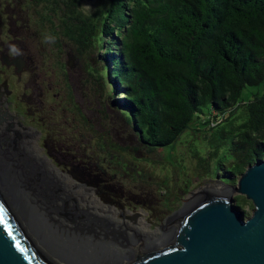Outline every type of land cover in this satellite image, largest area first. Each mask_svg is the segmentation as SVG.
<instances>
[{
	"label": "rangeland",
	"instance_id": "obj_1",
	"mask_svg": "<svg viewBox=\"0 0 264 264\" xmlns=\"http://www.w3.org/2000/svg\"><path fill=\"white\" fill-rule=\"evenodd\" d=\"M73 1V10L85 12L104 4ZM59 4L61 10L52 12L47 1L0 0V139L4 130L16 140L12 149L22 168L34 158L43 171L40 176L27 169L31 182L21 178L32 208L108 243L156 250L173 240L179 214L195 192L212 185L232 191L222 183H234L218 178L213 163H207V173L198 166L194 151L203 157L210 148L202 140L209 131H198L197 124L171 146L151 148L139 140L90 70L98 66L96 51L78 50L65 33L62 19L70 9ZM25 139L40 148L39 156L34 147L22 156ZM50 168L87 190L90 201L83 191L58 183ZM231 196L250 215L249 200Z\"/></svg>",
	"mask_w": 264,
	"mask_h": 264
},
{
	"label": "trees",
	"instance_id": "obj_2",
	"mask_svg": "<svg viewBox=\"0 0 264 264\" xmlns=\"http://www.w3.org/2000/svg\"><path fill=\"white\" fill-rule=\"evenodd\" d=\"M38 1L70 9L65 33L96 51L90 70L143 144L171 146L197 124L210 148L194 151L198 166L232 183L264 159V0Z\"/></svg>",
	"mask_w": 264,
	"mask_h": 264
},
{
	"label": "water",
	"instance_id": "obj_3",
	"mask_svg": "<svg viewBox=\"0 0 264 264\" xmlns=\"http://www.w3.org/2000/svg\"><path fill=\"white\" fill-rule=\"evenodd\" d=\"M222 184L232 191L212 185L195 192L173 240L149 252L108 243L0 189V264H264V159L234 185ZM232 192L251 201L250 215Z\"/></svg>",
	"mask_w": 264,
	"mask_h": 264
},
{
	"label": "bare ground",
	"instance_id": "obj_4",
	"mask_svg": "<svg viewBox=\"0 0 264 264\" xmlns=\"http://www.w3.org/2000/svg\"><path fill=\"white\" fill-rule=\"evenodd\" d=\"M1 132L6 138H1L0 139V143H4L3 146H1V144H0V189L5 191L6 193L11 195L15 199L19 200L23 204L28 205V206L31 207L32 203L30 204L29 197H27L25 195V192L22 190V186H24L25 184H24V181H22L21 178H23V177L27 178L28 177V179L30 180L31 175H30V172L27 169H30L32 171H39L40 176L42 175L43 171L40 170V169H37L36 166H34V164L32 162H34L36 165H38V163L35 162L36 160L34 158H33V160L30 159V158L29 159L26 158V159L29 160L28 163L26 164L27 169L22 168L23 167L22 166L23 165L22 161H20L19 158H18L20 156V154L16 155L17 152L13 151V149H12L13 145L16 147V149L18 148L16 140L15 139H11L10 140V135L7 132H5L4 130H2ZM9 142L11 143V145H9ZM27 142L30 143L31 141L30 140L28 141L26 139L24 141H21V153H22V156L24 158L25 157H29L28 151L30 150L29 148H31V147H34L36 149V152H37L36 155L39 156L38 153L40 151V148L37 147L36 144H34V143H33V145H30V146L26 145ZM41 159H43L44 163L46 162L47 164H49L51 162V160L49 158H47L46 156H42ZM17 163H18V166H16ZM47 168H49V167H47ZM51 171H52V173H54V175H56V180L58 181V183L67 184V186H65V187L68 188V186H69L68 189H70L71 191L72 190H74V191H78V190L79 191H83L82 192L83 196L88 201H90L91 195L88 194L87 190H85V189L81 190V188H82L81 186L73 184V183H70L69 182L70 179L66 175H63L62 173H58V172L54 171L53 169H51ZM38 176H39V174H38ZM30 182H31V180H30ZM46 188L49 190V187L47 185H46Z\"/></svg>",
	"mask_w": 264,
	"mask_h": 264
}]
</instances>
